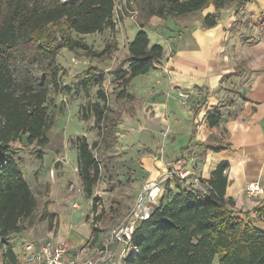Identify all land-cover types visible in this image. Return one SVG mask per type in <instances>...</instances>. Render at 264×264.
I'll list each match as a JSON object with an SVG mask.
<instances>
[{
    "label": "trees",
    "instance_id": "trees-1",
    "mask_svg": "<svg viewBox=\"0 0 264 264\" xmlns=\"http://www.w3.org/2000/svg\"><path fill=\"white\" fill-rule=\"evenodd\" d=\"M159 1L148 10V16L166 18L214 5L216 11L203 18L204 26L212 27L221 8L234 2L241 6L250 0ZM115 7L116 0H0V241L5 246L7 264L18 263L13 234L26 228L23 221L37 208L17 154L32 150L44 157L42 149L18 148L14 143L23 136L29 145L42 147L49 142L47 132L54 121L50 91L61 89L59 53L81 49L93 57L107 54L109 45L97 51L82 36L107 28L115 30ZM145 23L138 21L140 29L128 42L127 57L111 69L112 74L122 77L119 98L134 99L127 84L133 77L162 65L164 47L150 45ZM125 62H129L128 70L123 69ZM97 71L100 69L96 65L89 67L84 79L86 90L93 86ZM98 94L92 111L104 138L114 131L118 119L107 92L99 90ZM219 121L217 110L208 115L211 126ZM93 147L85 136L78 140L79 173L88 198L93 197L102 176ZM226 168L227 164L221 163L209 179H201L207 182L205 190L179 175L169 176L163 182L164 194L149 217L137 223L131 242L138 251L125 264H264V228L237 215L234 200L226 197ZM97 199L93 198L94 207ZM256 212L261 218L264 207ZM100 231L94 226V242Z\"/></svg>",
    "mask_w": 264,
    "mask_h": 264
},
{
    "label": "crops",
    "instance_id": "crops-1",
    "mask_svg": "<svg viewBox=\"0 0 264 264\" xmlns=\"http://www.w3.org/2000/svg\"><path fill=\"white\" fill-rule=\"evenodd\" d=\"M158 3L116 0L113 32L122 34V45L126 44L122 58H118L121 50H116L114 62L118 58V66L127 57L128 42L140 29L137 21L146 22L150 45H163L161 68L171 75L167 88L154 90L137 109L144 134L160 136L165 143L163 157L156 160L158 176L146 183L172 176L170 171L176 170L180 177L183 172L191 173L189 179L181 177L186 182L204 186L201 179H209L221 163H226V197L234 200L239 217L264 228V215L258 218L256 212L264 207V194L261 198L244 193L250 181L264 186V0H250L241 6L234 2L221 8L212 27L204 26L203 18L216 11L214 5L178 16H148V10ZM123 69H129V62ZM181 90L189 92L187 99L179 95ZM135 99L138 101L136 97L127 101ZM215 110L220 121L211 126L208 115ZM81 214L64 213L59 231L44 242H66L68 254L73 256L81 245L93 241L94 226L101 222L93 223ZM108 233L109 229L99 232L98 245L105 243ZM24 244L20 254L26 261Z\"/></svg>",
    "mask_w": 264,
    "mask_h": 264
},
{
    "label": "rangeland",
    "instance_id": "rangeland-1",
    "mask_svg": "<svg viewBox=\"0 0 264 264\" xmlns=\"http://www.w3.org/2000/svg\"><path fill=\"white\" fill-rule=\"evenodd\" d=\"M131 16L137 18V13L132 12ZM114 31L107 28L101 33L82 36L97 51L109 45L108 53L102 57L88 56L81 49L74 51L63 49L59 53L58 63L62 69L61 89L59 92L53 89L50 91L54 121L47 132L49 142L42 147L37 144L29 145L26 136H23L14 143L18 148L37 147L44 152L43 158L38 157L32 150L17 154L21 168L37 199V208L32 216L23 221L26 228L13 234L12 242L14 248L16 246L15 251L19 259L17 264H32L21 260L20 245L28 241L50 240L52 233L59 231L58 225L60 221L62 222L61 219L66 217L64 213L67 211L81 212L85 219L100 221L101 224L97 225L99 229L103 231L109 229L104 244L98 245L97 242L90 240L80 248H89L93 256L100 250L109 253L112 250L122 252L123 243L113 240L110 231L126 222L141 188L150 178L158 176L156 162L157 156L161 159L164 155V138L144 134L143 119L137 109L154 93V90L166 89V83L169 82L171 75L164 67H153L147 73L133 77L127 84V89L138 101L136 99L127 101L117 97L123 88L122 77L112 74L111 69L119 63L118 58L123 57L122 50L126 44L122 45V34H114ZM161 34L164 38L165 35ZM117 49L121 51L114 62ZM171 51L174 50H170V53ZM92 65H96L100 71H97L93 78V86L86 90L84 79ZM127 73L128 71L125 76ZM99 90L107 92L109 104L118 119L114 131L104 138L95 125L92 111V106L99 99ZM82 136L94 145L93 152L100 160L102 169L101 179L94 188L92 198L86 196L79 173L77 143ZM190 174L186 172L183 177L189 179ZM263 194L264 192L258 196H247L263 198ZM95 197L98 198L95 202L96 207L93 205ZM97 215H100L99 219L96 218ZM69 224L71 226L72 223ZM108 242L109 244L105 246ZM110 242L116 244L115 249ZM4 253L5 246L0 241V264H7Z\"/></svg>",
    "mask_w": 264,
    "mask_h": 264
},
{
    "label": "built area",
    "instance_id": "built-area-1",
    "mask_svg": "<svg viewBox=\"0 0 264 264\" xmlns=\"http://www.w3.org/2000/svg\"><path fill=\"white\" fill-rule=\"evenodd\" d=\"M179 95L183 99H187L190 94L187 91L181 90L179 91ZM170 172L172 173L169 175L178 174L176 170H171ZM184 174V172L181 173V177H183ZM168 177L167 175L161 180L146 183L141 188L136 203L131 213L126 218V222H124L123 225L114 227L110 231L113 240L123 243L124 247L122 252L117 253L112 250L111 253H109L108 251L100 250L97 255L93 256V254H90L89 248L82 247L77 250L73 256H70L68 254L70 247L66 242L53 244L52 242L44 241H28L24 244V256L26 261L36 264H125V260L133 257L138 251L137 247L131 242L136 225L140 220L149 217L154 209V205L157 204L158 199L164 192V186L162 184ZM201 183H203L204 186L198 185V187L205 190L207 182L201 180L200 184ZM263 192L264 187L258 181H250L244 187V193L248 196H258ZM108 244L109 242L105 246Z\"/></svg>",
    "mask_w": 264,
    "mask_h": 264
}]
</instances>
